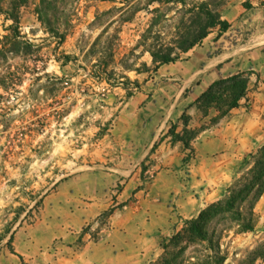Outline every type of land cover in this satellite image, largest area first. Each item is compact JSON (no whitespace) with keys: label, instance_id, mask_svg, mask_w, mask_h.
Returning a JSON list of instances; mask_svg holds the SVG:
<instances>
[{"label":"crops","instance_id":"1","mask_svg":"<svg viewBox=\"0 0 264 264\" xmlns=\"http://www.w3.org/2000/svg\"><path fill=\"white\" fill-rule=\"evenodd\" d=\"M220 16L225 32L159 66L149 94L129 98L130 119L118 130L127 144L113 164L60 180L43 197L36 220L14 232L17 255L1 251L10 264H151L185 222L227 196L264 146V0H229ZM238 74L247 77L238 105L225 116L202 115L199 98ZM185 111L189 127L207 121L190 163L188 150L166 136L172 124L182 130Z\"/></svg>","mask_w":264,"mask_h":264},{"label":"rangeland","instance_id":"2","mask_svg":"<svg viewBox=\"0 0 264 264\" xmlns=\"http://www.w3.org/2000/svg\"><path fill=\"white\" fill-rule=\"evenodd\" d=\"M48 1L52 7L51 23L64 34L62 44L39 22L35 12L39 0H26L19 7L17 24L3 13L15 0H0V235L9 227L15 232L35 221L43 197L60 180L88 168L111 166L127 144L118 132L123 120L130 119L124 117L126 103L131 96L149 94L156 83L150 81L155 72L151 57L138 47L150 17L146 11L137 12L128 22L111 24L119 17V13H113L96 24L95 14L120 7V0ZM146 1L131 0L141 7H145ZM163 8L169 16L174 14L175 6L164 5ZM107 26L108 32L100 45H108V39L119 31L116 63L114 69L109 67L115 75L109 83L98 80L99 57L90 50ZM169 30L164 29L165 35ZM169 39L170 36L163 37L164 42ZM122 66L129 69L124 70ZM225 88L224 93L214 95L217 99L211 104L204 102L198 108L202 115H207L209 109L222 115L231 94L230 86ZM183 114L190 121L188 112L181 116ZM181 116L179 124L183 126ZM214 120L211 119V123ZM189 121V132L198 133L207 125V121L197 120V125L189 127ZM173 125L180 134L184 128L177 131L178 125H171L166 134L171 142L169 131ZM252 167L251 158L232 186L244 180ZM145 170L142 165V173ZM147 178L148 182L152 179ZM253 212L252 231L240 232L233 222L215 223L210 229L211 244L182 242L179 246L184 249L180 250L171 247L169 240L163 245L165 250L162 247L161 255L151 264L165 258L173 259L174 264H215L213 261L263 264L261 260L254 261L253 253L259 246L264 248V194L255 203ZM7 238L0 244V264H10L5 253L1 254V251L11 253L6 246ZM214 256L219 258L218 262Z\"/></svg>","mask_w":264,"mask_h":264},{"label":"trees","instance_id":"3","mask_svg":"<svg viewBox=\"0 0 264 264\" xmlns=\"http://www.w3.org/2000/svg\"><path fill=\"white\" fill-rule=\"evenodd\" d=\"M100 2H116L115 0H95ZM228 0H147L145 7H141L138 3L132 4L131 0H120V7H114L104 11H98L95 14V23L108 18L113 13H119L116 21L111 24L124 23L130 21L137 12L146 11L150 15L143 33L140 35L138 47H142L144 52H147L152 60L153 71L161 65L174 62L185 54L194 46L200 45L202 41L211 33L217 31L218 35L225 32L228 24L221 20L220 9L227 3ZM26 0H15L12 6L4 10V14L8 19H11L14 24L18 23V9L24 5ZM157 4L158 7H152ZM164 5H173L174 14L170 15L164 10ZM36 15L39 22L51 37L57 39L58 44H62L64 34L60 32L58 27L53 26L50 17L52 16V7L48 0H39L36 7ZM108 26L105 27L97 36L91 46V52H94L98 57V80L109 83L112 75H115L114 64L116 42L119 40V31L116 30L114 37H111L108 45H100L104 34L108 31ZM164 29H170L165 35ZM14 33H17L14 31ZM164 34V35H163ZM170 36L169 41L164 42L163 37ZM18 37V36H17ZM108 38V37H107ZM113 41L115 43H113ZM68 59V56H63ZM109 67H113L109 70ZM124 70L129 69L123 67ZM128 80L126 77H124ZM117 81V78H113ZM117 83V82H116ZM225 86H230L229 98L226 103V110L222 112V116L228 114L229 110L236 107L246 92L247 77L245 74H238L225 80H220L213 83L208 90L197 101V108H200L204 102L208 105L210 102L217 99L214 98L216 93H224L227 91ZM136 88H139L138 84ZM130 96V95H129ZM219 100V98H218ZM181 121L184 126L182 134L176 132V126H172L169 135L172 137V142H180L185 149H190L191 142L196 138L198 133L189 132L187 129L189 117L186 114L181 116ZM253 167L248 176L231 186L227 196L218 202L209 205L201 211L196 219L188 221L186 227L176 233L169 241L173 248L183 250L184 247L179 246L180 243L207 242L212 243L210 239V229L215 223L233 222L240 232L252 231L254 228V205L264 194V146L261 147L252 157ZM37 205V204H36ZM17 221V218L13 220ZM218 221V222H217ZM12 222L10 226L14 224ZM11 227L5 229L3 235H0V244L6 240V246L12 254H15L12 248L14 231ZM168 247V246H167ZM166 246L163 247L165 250ZM254 261L261 260L264 264V248L260 246L254 251ZM213 258V257H209ZM217 262L219 258L216 259ZM213 258V260H214ZM211 260V259H210ZM212 263L217 264L215 261ZM155 264H174L173 259L165 258L162 262Z\"/></svg>","mask_w":264,"mask_h":264},{"label":"built area","instance_id":"4","mask_svg":"<svg viewBox=\"0 0 264 264\" xmlns=\"http://www.w3.org/2000/svg\"><path fill=\"white\" fill-rule=\"evenodd\" d=\"M186 158L188 159V163L192 160V152H188Z\"/></svg>","mask_w":264,"mask_h":264}]
</instances>
